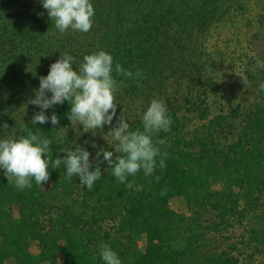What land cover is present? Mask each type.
I'll return each instance as SVG.
<instances>
[{
    "label": "trees",
    "instance_id": "16d2710c",
    "mask_svg": "<svg viewBox=\"0 0 264 264\" xmlns=\"http://www.w3.org/2000/svg\"><path fill=\"white\" fill-rule=\"evenodd\" d=\"M90 2L94 7L92 19L98 20L99 29L106 33L104 47L108 49L105 51L113 53V59L121 58L117 63L123 68L134 73L140 70L142 76L136 80L141 82H146L148 75L157 78L162 73L159 70L162 62L167 68L178 69L180 64L176 65L175 61L183 59L174 58L175 50L184 48V34L192 32L193 36L200 30L205 32L223 19L245 18L248 11L244 0ZM55 28L47 9L42 7V0H0V51L7 45L11 46L13 59L9 61L26 63L34 54L43 53L41 61L46 55H50L51 59L59 58L61 53L75 54V57L82 55L80 50L74 51L71 41L75 38L63 35L62 39H57L60 38L58 35L54 39L52 30ZM162 35L173 40L169 45L172 49L159 41ZM152 55V62H145L146 73V68L135 67L141 64L138 60L144 63V59ZM204 61L193 59L190 62L191 68L194 67L189 80L191 95L198 90V73L206 68ZM183 69L182 64L178 71ZM114 73V78L120 81L118 84L125 82L124 86L128 83L122 74ZM253 74L257 103L254 110L246 114V124L237 140L229 144L222 142L232 134L234 125L231 119L236 114L232 112L210 118L205 96L188 100V103L192 105L189 111L199 113L206 121L203 126L207 135L200 138L201 131L197 130L190 139L193 141L184 142L180 136L183 123L178 115L182 107L173 104L167 110L172 121L170 130H161L152 137L154 144L163 141L157 146L168 153L166 167H159L157 157V167L151 176H145L140 170L135 176L127 178L135 182L132 189L116 181L107 162V166L100 167L102 176L95 181L92 190L82 185L78 176L74 175L69 180L63 164L59 169L49 165L47 182L37 185L32 178V187L23 190L16 188L14 183L9 184L4 169L0 168V264H9L10 260L16 264H104L99 256L101 242L116 251L121 264H245L239 255L233 253L238 249L236 245L229 250L221 249L207 241L206 233L220 232L232 216L260 209L264 199V91L259 89V84L264 81V67L258 66ZM162 76L165 77L164 73ZM205 77L202 75V79ZM6 91H13L12 97L20 96L18 86L9 84L6 77L1 78L0 135L7 133L15 124L7 107L12 105V111L16 109V101L19 105L23 102L20 97L14 101L7 100ZM70 109L67 101L54 105L46 109L45 114L51 116L54 111L59 123L53 126L49 120L34 125L32 118L40 109L32 105L19 122L14 138L27 135L25 129L39 132L52 141V158H62L66 155L64 152L74 149L75 145L81 146V142H75L68 132L72 128L68 119ZM135 128L143 129L142 120ZM196 143L204 146L199 152L194 150ZM95 166L94 163L90 170H94ZM156 176L161 177L159 182L155 180ZM218 180L223 182V188L213 190V183ZM139 185L143 188L136 191ZM163 189L167 190L166 195H161ZM177 196L186 197L191 211L200 216L206 211H215L219 221L210 223L206 233L203 226L197 230L190 225L191 219L171 208L170 201ZM109 224L113 230L106 229ZM183 229L187 231L186 244L183 248H176L175 242ZM143 237L147 238L145 250H141L138 244ZM32 241L37 242L40 248L37 257L31 251ZM251 241L261 251L260 248L264 247V228L252 229Z\"/></svg>",
    "mask_w": 264,
    "mask_h": 264
},
{
    "label": "rangeland",
    "instance_id": "374dc122",
    "mask_svg": "<svg viewBox=\"0 0 264 264\" xmlns=\"http://www.w3.org/2000/svg\"><path fill=\"white\" fill-rule=\"evenodd\" d=\"M244 1L248 6L245 18L239 17L232 21L223 19V22H216L205 32L200 30L198 34L196 33L197 35L193 34L192 36V32L191 34L188 32L183 35L185 46L181 50L178 49L179 51L177 49L175 50L174 58L182 57L183 60L175 61V64H180V66L183 64L185 67V69H183L184 71H178L180 66H177L178 69L176 70L173 69L172 66L167 68L162 62L159 65V70H162V73L157 78L148 75L146 82L128 79L126 85L123 86L125 82L121 83L118 91L114 94V102L117 103V108L116 116L113 117L111 126L116 124L117 117L123 111L129 123L130 130L135 131V126L142 120L144 112L150 106L151 100L158 99L165 104L167 110L170 106H173V104H176V107L178 105L182 107V110L178 113L183 123L180 127V136L183 137L184 142L193 141L190 139H192L197 130L201 131V138L202 135H207V129L203 126L206 121L201 119L199 113H192L189 111L192 105L188 103L190 102L188 100H198L200 97L204 98L206 96L211 112L210 118L219 114H230L232 112L236 114L235 117L231 119L234 125V129L231 131L232 134L226 139L224 138L222 142L224 144H229L237 140L239 132L242 131L243 126L246 124V114L254 110L257 103L256 82L255 79H252L253 73L256 72L259 66L257 60L264 62V18H262L264 16V0ZM261 19H263L262 22L259 21ZM174 32H176V30L170 32V34ZM52 34L55 35L54 39H56L58 35H60V38L57 39H62L61 37L66 35V37L75 38V41H71L74 46V51L76 53L80 50L82 55L76 57L75 54L71 55L74 58V70H76V65L83 61L84 55L99 51V49H106V47H104L106 45L104 44L106 33L104 30L99 29L98 20L96 19H93V25L90 31L86 33L73 31L72 29L60 32L55 28L52 30ZM177 35L179 37L178 33ZM159 41H163V43L168 46L173 43V40L167 39L164 35H162ZM169 48L171 47L169 46ZM10 49L11 46L7 45V47H4V49L0 51V80L6 77L9 84H14L19 87L20 96L15 95L12 97L13 91H6L7 100L14 101L20 97L23 99V102L19 105L16 101V109L12 111L10 110L12 105L7 107L8 111L11 112L9 115L14 120L15 124L14 127L11 125L12 129L7 130V133L1 134L0 139L9 137L14 138L16 136L19 129V122L25 118V115L33 105L29 103V100L33 99L35 96L34 90L39 87V78L41 76H46L50 71V65L59 59L58 57L51 59L50 55L48 57L46 55L44 57L45 60L41 61V58L45 55L43 53L42 55L34 54L26 63L9 61L13 59V54ZM191 53H193L192 57ZM127 54L128 52L125 53V57ZM111 55L113 57V53ZM137 55L138 53L133 56L135 57ZM152 58L153 55L146 59L143 57L145 60L144 63H142L143 60H138L141 64L135 65V67L146 68V73L148 69L145 62L148 60V64H150ZM119 59H113V65L116 64ZM166 59H168V57ZM193 59L195 61L205 60L204 66L206 68H203L202 71L198 73L200 75L198 78L200 83L197 85L198 90L193 91L191 95L189 92H191L192 85L189 80L192 78L191 71L194 70V67L191 68L190 64ZM163 73L165 77L162 76ZM202 75L206 77L202 79ZM243 78L246 79V84L243 83ZM47 94L49 96L51 95L50 92ZM111 126L105 125L101 130L93 129L91 130L92 132H85L82 125H77V128L80 129V135H76L73 128H70L68 132L75 142H81V147L89 151L90 161H103V154L101 153V156L97 158V148H93L91 145L92 142H95L98 147L113 151L115 155L114 151L116 144L112 138L107 135ZM203 147V144L196 143V145H194V150L199 152ZM105 162L106 161L100 163L99 167L107 166ZM222 188L223 182L221 180L213 183V190H220ZM261 202L260 209L256 211L247 212L245 215L230 217L218 233L212 231L206 233L210 223L219 221L215 211H206L200 216L191 211L188 200L184 196L172 198L170 206L181 215L191 219L190 225L194 226L197 230L199 226H203L206 239L210 244H216L220 246L221 249L226 250L231 249L232 245H236L238 249L233 250V253L239 255L242 262L245 264H250L252 262L254 264H259L264 263V247L260 248L261 251L255 248V243L251 241V230L254 228L259 230L264 228V199ZM74 208L76 210L79 209L77 205H75ZM53 212L55 215L56 209H54ZM111 227L112 225L109 224L106 226V229L113 230ZM186 234V229H183L179 233L175 242L176 248H183L185 246ZM138 244L141 250H145L147 238L143 237L139 239ZM31 251L36 257L39 255L40 248L37 242H31ZM8 263L16 264L13 260H10ZM42 264L50 263L44 262Z\"/></svg>",
    "mask_w": 264,
    "mask_h": 264
},
{
    "label": "clouds",
    "instance_id": "9594fccd",
    "mask_svg": "<svg viewBox=\"0 0 264 264\" xmlns=\"http://www.w3.org/2000/svg\"><path fill=\"white\" fill-rule=\"evenodd\" d=\"M42 7L47 9L49 19L60 32L71 28L86 33L93 25L94 7L90 0H42ZM257 64L264 67V62L257 60ZM73 65L74 58L68 53H61L59 59L50 65L49 73L39 78V87L34 90L35 96L29 103L38 106L40 111L34 114L31 123L44 124L50 120L53 126L57 125L59 119L56 113L53 111L48 116L45 110L67 101L71 105L68 119L76 135H80L77 125H82L85 132L101 130L105 125L111 126L117 108L114 94L120 87L113 78V71L127 79H137L142 76V72L137 70L134 73L119 63L113 69V57L105 50L84 55L83 61L75 64L76 70ZM243 83H247L245 78ZM259 89L264 91V81L259 84ZM49 92L50 96L47 94ZM142 122L143 129L133 131L123 111L117 117L116 124L107 133L116 144V155L113 151L98 147L95 142L91 145L97 148L96 157L103 154V161L110 166L116 181L125 184L127 189H132L135 183L128 181L129 176H135L140 170H143L145 176L152 175L157 167V157L159 167H166L168 153L162 152L157 146L163 141L154 144L152 140L161 130H170L172 121L167 115L165 104L161 100L152 99L143 114ZM25 130L27 135L0 139V168L4 169L9 184L14 183L16 188L23 190L32 187L31 179L34 178L37 185H43L50 177L49 165L59 169L63 164L69 180L74 175L78 176L82 185H86L88 190L93 189L95 181L102 176L99 164L103 161H90L89 151L80 145L64 152L66 155L62 158L57 156L53 159L50 152L52 141L39 132ZM93 163L96 166L90 170ZM160 179V176L155 177L157 182ZM142 188V185L136 186V191ZM166 192L163 189L161 195H166ZM99 256L104 264H121L118 254L107 243L101 242Z\"/></svg>",
    "mask_w": 264,
    "mask_h": 264
}]
</instances>
